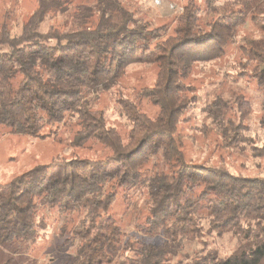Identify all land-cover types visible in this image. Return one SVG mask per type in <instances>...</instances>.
<instances>
[{"label":"trees","instance_id":"16d2710c","mask_svg":"<svg viewBox=\"0 0 264 264\" xmlns=\"http://www.w3.org/2000/svg\"><path fill=\"white\" fill-rule=\"evenodd\" d=\"M55 11L69 13L70 7L38 0L19 33L6 22L1 27L0 128L45 138L47 127L72 118L78 125L73 147L94 141L110 154L104 160L54 159L0 182V244L34 242L48 227L47 212L56 210L67 216L61 245L74 248L64 264H264V175L188 160L179 133L199 103L191 80L196 65L225 58L231 47L240 53L235 77L264 95V0H204L203 6L187 0L172 28L121 0H96L79 6L69 27L42 30ZM248 21L261 34L238 41ZM136 62L156 65L157 76L138 91L137 101L119 96L131 127L124 138L93 100ZM143 99L158 107L155 116L141 110ZM202 110L201 131L264 155V144L248 135L253 107L245 94H218ZM260 123L264 127V116ZM57 163L64 175L50 174ZM88 163L82 174L71 172ZM138 193L144 201L129 220L111 212L120 196L133 212ZM88 220L92 228L85 227ZM128 225L134 229L127 231ZM227 233L238 245L224 257L207 237ZM185 239L202 242L187 260L181 255Z\"/></svg>","mask_w":264,"mask_h":264},{"label":"rangeland","instance_id":"374dc122","mask_svg":"<svg viewBox=\"0 0 264 264\" xmlns=\"http://www.w3.org/2000/svg\"><path fill=\"white\" fill-rule=\"evenodd\" d=\"M96 0H63L64 6L70 7L69 13L53 12L48 15L42 24V30L47 31L50 27H69L75 11L81 5H93ZM124 5L138 10L142 16L152 17L158 24H169L173 27L174 22L183 5L187 0H121ZM203 6L204 0H197ZM38 7V0H0V30L3 23L11 28L13 34L21 31L22 26L31 17ZM69 23V24H68ZM72 24V23H71ZM70 24V25H71ZM261 34L259 26L248 21L239 28L238 41L258 37ZM240 58L239 49L231 47L229 54L219 60L199 62L191 77L196 86L199 103L188 113L189 121H184L179 127L180 137L184 142V152L188 160L222 166L235 173L246 176L264 175V155L254 154L244 142L229 146L221 133L213 131H201L204 127L202 110L216 95L232 98L236 94H245L252 100V113L248 119L250 130L248 135L255 137L257 144H264V127L260 119L264 116V95L254 83L246 79L236 78V61ZM157 76V67L149 63H132L127 67L125 75L109 90L98 93L97 99L93 100L95 106L103 108L109 124L115 126L124 138H127L130 125L122 113L119 96H127L137 101V93L143 86L153 85ZM140 102L141 110L155 116L158 107L150 101L143 99ZM66 124H60L54 128L47 127L44 132L45 138H33L28 135L12 133L7 128H0V182H6L15 176L31 169L38 164L49 163L54 159L73 158L104 160L110 151L98 142H88L84 146L73 147L72 139L78 129V125L72 118ZM73 122V123H71ZM210 125L212 122L208 121ZM54 133H51L52 131ZM50 134V135H49ZM208 134V135H207ZM92 163L85 164L84 168L77 165L71 167L74 175H79L91 168ZM115 165H110L114 169ZM64 165L57 163L51 168V175H64ZM94 166L92 169H95ZM137 204L132 206L133 212L128 205V200L120 196L111 212L118 218L129 220L130 214L134 213L144 201V196L139 193L133 198ZM48 227L40 232L39 237L31 243L23 246H10L0 244V264H64L74 254L73 247H62L63 238L60 236V228L67 216H60L56 210L47 212ZM207 227V222L204 221ZM86 228H92L90 220L85 224ZM133 225H128L127 231H132ZM211 245L220 249L222 256L226 257L238 245V238L227 233L223 236L210 235L207 237ZM202 247L198 240L185 239L181 255L184 260L189 254ZM10 261V262H9Z\"/></svg>","mask_w":264,"mask_h":264}]
</instances>
